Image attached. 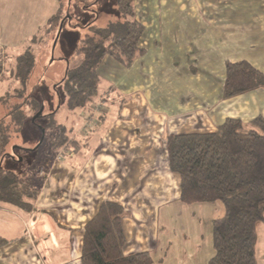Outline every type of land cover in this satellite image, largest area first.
<instances>
[{"label":"crops","instance_id":"0c3cea01","mask_svg":"<svg viewBox=\"0 0 264 264\" xmlns=\"http://www.w3.org/2000/svg\"><path fill=\"white\" fill-rule=\"evenodd\" d=\"M133 2L145 27L144 52L114 75L113 97L100 95L79 110V129L68 128L76 145L42 159L34 209L0 205L27 216L17 233L0 236V264H81L84 227L104 201L125 209L126 255L149 252L153 264H209L214 256L212 224L224 206L181 201L167 139L215 132L228 118L264 116V88L225 97L214 67V58L221 69L247 60L264 72L250 58L231 59L239 51L264 54V0ZM185 90L190 96L179 98Z\"/></svg>","mask_w":264,"mask_h":264},{"label":"trees","instance_id":"16d2710c","mask_svg":"<svg viewBox=\"0 0 264 264\" xmlns=\"http://www.w3.org/2000/svg\"><path fill=\"white\" fill-rule=\"evenodd\" d=\"M65 2L60 0L59 8L49 19L47 36L55 28L58 31L60 23L66 20ZM117 4L123 20L106 27L89 23L86 27L91 33L77 48L80 61L66 70L62 83L69 110H84L100 96L98 69L107 56L128 66L144 52L140 42L145 27L136 19L133 0H118ZM44 39L35 35L32 42ZM12 62L11 68H5L9 75L4 74L0 63V81L9 80L8 90L2 95L14 92L22 103L13 105L0 119V205L7 203L30 212L39 194L38 187L33 186L27 173L7 170L2 161L13 157L14 148L10 147L13 135L21 130L31 111L35 114L41 109V103L29 94V80L36 62L33 47ZM225 72V97L264 88V72L247 60L227 61ZM57 113L59 110L48 115L43 111L39 116H50L49 122L42 126L43 142L48 138L56 150L67 144L75 146L68 127L56 119ZM18 149L24 150L20 146ZM167 151L170 169L181 178L183 203L224 206V215L212 224L215 254L209 264H257L258 231L264 223V116L249 121L228 118L215 132L170 135ZM124 215V207L117 202L101 204L84 227L81 264H153L149 252L124 253L127 240Z\"/></svg>","mask_w":264,"mask_h":264},{"label":"rangeland","instance_id":"374dc122","mask_svg":"<svg viewBox=\"0 0 264 264\" xmlns=\"http://www.w3.org/2000/svg\"><path fill=\"white\" fill-rule=\"evenodd\" d=\"M65 1L63 15L67 16L66 20L60 23L58 31L55 28L47 36L45 31L47 23L59 8L60 0H0V63L4 74L9 75L5 68L10 67L12 61L18 55L23 54L27 48L33 47L36 62L29 80V94H33V97L41 103V109L43 108L46 115L59 110L56 119L68 128L77 130L82 123L80 112L67 109L64 101L66 94L62 80L66 70L68 66H74L80 61L77 48L80 41L91 33V30L86 27L89 23L94 22L101 27H106L111 22L123 20V15L118 8V0ZM171 1L174 2V0ZM60 28L61 31L57 38L56 34ZM35 35H38L39 39L45 37V41L32 42ZM239 52L241 55L233 56L231 59L247 57L264 67V54L260 50ZM220 62L221 59L214 58L216 83L223 82L225 79V65L221 69ZM125 67L111 56H107L102 61L98 70L101 80L99 87L101 96H107L110 93L113 97L111 82L114 80V75L126 71ZM160 76V73L154 75L156 80H159ZM8 84L9 80L0 81V119L9 113L13 105L22 103L14 92L2 95L7 92ZM189 96L185 90L179 98L186 99ZM41 109L35 114L31 111L19 132L15 134L9 132L11 135L14 134L10 147L17 148L18 156L17 158L6 157L2 161L3 167L7 170L18 174L27 173L32 179L33 186H36L38 168L43 166L42 159L50 158V153L56 151L48 138L43 142L45 133L42 126L49 122L50 116L44 115L37 119L36 116ZM34 119H37V122L34 123ZM19 146L24 150L18 149ZM5 206L6 208L0 207V236L2 237L17 233L23 227L22 220L27 218L25 215L22 220L19 219L18 214L16 216L12 211L7 210L12 207L11 205L5 204ZM262 253H264V223L259 229L257 262H260Z\"/></svg>","mask_w":264,"mask_h":264},{"label":"built area","instance_id":"2783aa9c","mask_svg":"<svg viewBox=\"0 0 264 264\" xmlns=\"http://www.w3.org/2000/svg\"><path fill=\"white\" fill-rule=\"evenodd\" d=\"M66 152H68V150L66 148L62 149V151L59 154V158H63Z\"/></svg>","mask_w":264,"mask_h":264},{"label":"water","instance_id":"95a60500","mask_svg":"<svg viewBox=\"0 0 264 264\" xmlns=\"http://www.w3.org/2000/svg\"><path fill=\"white\" fill-rule=\"evenodd\" d=\"M60 31H61V28H60V30H59V32H58V34H57V38L59 37ZM42 109H43V108H42ZM42 109H41V111L37 114L36 118L39 117V116L42 114V112H43ZM34 120H35V119H34ZM19 160H21V159H19Z\"/></svg>","mask_w":264,"mask_h":264},{"label":"flooded vegetation","instance_id":"af4514ba","mask_svg":"<svg viewBox=\"0 0 264 264\" xmlns=\"http://www.w3.org/2000/svg\"><path fill=\"white\" fill-rule=\"evenodd\" d=\"M12 156L15 157V158H17V156H18V152H17L16 150H13V151H12Z\"/></svg>","mask_w":264,"mask_h":264}]
</instances>
